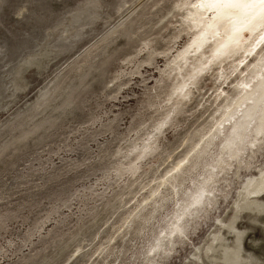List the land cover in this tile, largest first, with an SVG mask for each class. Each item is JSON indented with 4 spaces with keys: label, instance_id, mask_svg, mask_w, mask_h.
<instances>
[{
    "label": "rangeland",
    "instance_id": "374dc122",
    "mask_svg": "<svg viewBox=\"0 0 264 264\" xmlns=\"http://www.w3.org/2000/svg\"><path fill=\"white\" fill-rule=\"evenodd\" d=\"M200 2L0 0V264H223L264 199V26L192 48Z\"/></svg>",
    "mask_w": 264,
    "mask_h": 264
},
{
    "label": "bare ground",
    "instance_id": "6f19581e",
    "mask_svg": "<svg viewBox=\"0 0 264 264\" xmlns=\"http://www.w3.org/2000/svg\"><path fill=\"white\" fill-rule=\"evenodd\" d=\"M197 11L213 14V18L208 22L205 21L204 26L202 25L197 36L190 43L191 47L195 45L197 49L202 48L201 45L204 46L208 43V38L213 36L216 37L215 43L218 47L231 46L236 41H243L242 39L250 35L258 26H264V0H201ZM228 24L230 29L223 35L222 31L226 32L224 29L228 28Z\"/></svg>",
    "mask_w": 264,
    "mask_h": 264
},
{
    "label": "water",
    "instance_id": "95a60500",
    "mask_svg": "<svg viewBox=\"0 0 264 264\" xmlns=\"http://www.w3.org/2000/svg\"><path fill=\"white\" fill-rule=\"evenodd\" d=\"M223 264H264V199L233 232Z\"/></svg>",
    "mask_w": 264,
    "mask_h": 264
}]
</instances>
